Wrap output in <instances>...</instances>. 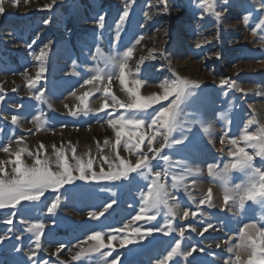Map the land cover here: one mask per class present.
I'll return each mask as SVG.
<instances>
[{
  "label": "rangeland",
  "instance_id": "rangeland-1",
  "mask_svg": "<svg viewBox=\"0 0 264 264\" xmlns=\"http://www.w3.org/2000/svg\"><path fill=\"white\" fill-rule=\"evenodd\" d=\"M130 2L129 18L121 25L122 0H56L52 9L43 7L51 0H17L16 4L4 0L6 11L0 14V95L4 96L0 101V167L3 168L0 177L12 175V169L17 166L14 163L17 152L20 153L21 168L33 166L39 157L41 161H47L48 168L55 173L62 171V161L58 159V153H62V159L67 160L74 175L79 174L75 170L78 160L86 163L91 159L92 170L96 172L101 167L105 172L109 171V160L113 161L112 171L120 170L116 168L119 160L135 164L138 158L135 151L124 147V137L119 145L116 144L115 129L107 121L117 119V113L144 119L141 128L128 127L125 131L144 133L141 148L147 151V135L152 132L148 128V112L161 105L167 106L174 96L152 105L145 113H128L118 105L113 112L111 107L103 109L102 106L106 102L112 105V96L119 102H130L133 97L126 88L135 87V79L142 81V96L163 95L164 89L160 85L177 77L199 81L186 88L170 142L163 150L164 155L173 161H183L192 170L173 168L166 178L161 177L169 196L174 198L169 203L178 206V215L172 219L175 231L167 235L154 232L156 240L149 248L119 245V239L125 235L132 240L138 239V234L133 231L136 227L143 232L149 225L160 227L165 224L168 208L163 204L158 215L152 210L133 221L132 218L139 214L141 193L148 191L154 178L151 173L138 170L127 180L91 182L94 185L82 186L71 193L59 189L61 200L54 215L47 212L58 194L52 190L45 193L41 198L43 203L37 202L30 213L17 211L13 217L15 210L0 209V235L9 228L19 235L28 223L43 222L45 229L38 255L49 264H101L104 258L100 252H89L73 259L82 248L95 243L87 239L94 231H111L116 236L111 248L101 249V252L109 253L106 257L109 262L123 253L116 264H158L175 246L176 240H180L182 251L204 248L208 254L200 253L201 264H213L212 261L215 264H247L251 250L236 248L241 244L239 232L251 217H256L258 228H264V199L245 201L243 206L236 199L230 214L219 206L223 204L225 187H245L255 169L264 170V156H256L247 168L229 170L226 184L222 175H211L207 166L215 163L222 168L231 159L228 155V150L233 148L230 140L241 136L246 124L247 131L252 133H257L264 124V30L252 31L264 18V0H229L228 11L220 22L211 12L201 17V9L197 6L199 0H166L167 11L164 10L165 0ZM219 3L217 0V10L224 7ZM145 12L151 14V19L146 20ZM246 14H250L247 25L243 22ZM101 15L105 17L103 27L97 23ZM201 40L207 42L197 48ZM48 42L51 47L45 58L46 71L32 86L29 79L35 81L40 68L35 55ZM129 47L133 51L127 60L125 86L119 81L118 64ZM97 49L102 55H96ZM217 52L219 57L215 55ZM137 65L141 69L139 73ZM97 71L101 79L85 83L97 75ZM222 79L235 81L244 91L221 86ZM105 87L109 89L108 93L103 91ZM38 89H43L44 100L35 99ZM86 93L82 103L80 98ZM70 111H77L78 115L72 116ZM13 115L19 117L16 124L12 123ZM253 119L255 122L248 124ZM228 121H231L230 125H227ZM205 128H208L207 132ZM222 137L223 144L220 142ZM174 140L183 142L176 144L172 142ZM156 146L154 141L153 147ZM239 146H244V142L241 141ZM246 151L254 153L256 149L247 147ZM151 167L153 172H163L164 163L154 160ZM172 174L185 177L179 187H173ZM209 189L213 206L201 205L200 200L207 196ZM113 199L116 203L98 220L88 216L90 211L102 212L103 205ZM184 211L189 215L181 218ZM147 215H156V219L149 221ZM9 218L12 224L4 222ZM53 219L55 224L51 222ZM125 224L129 227L124 228ZM209 224L213 227L208 228ZM180 229H184L183 238ZM165 232H168L167 228ZM101 238L107 245V235L102 234ZM147 239L140 243H146ZM12 243L10 236L5 249ZM60 244L64 247L58 252ZM16 246L27 252L30 247H35L34 237L25 232L22 243ZM229 248L234 250L230 252ZM129 249L133 251L129 252ZM10 259L7 250L0 251V264H7ZM164 264L186 262L176 255Z\"/></svg>",
  "mask_w": 264,
  "mask_h": 264
},
{
  "label": "snow or ice",
  "instance_id": "snow-or-ice-1",
  "mask_svg": "<svg viewBox=\"0 0 264 264\" xmlns=\"http://www.w3.org/2000/svg\"><path fill=\"white\" fill-rule=\"evenodd\" d=\"M160 2V0H158ZM13 4L17 3V0H12ZM56 0H51V3H46L43 5L45 9H52L55 5ZM123 10L122 14L119 15V22L121 25L125 24V22L129 18V13L132 8V3L130 0H122ZM229 0H220L219 5H224V7H219L220 10H217V0H199L197 6L201 9V17L206 12H211L215 19L220 22L223 20L225 13H227L228 9L226 5H228ZM164 10H168V6L166 0L164 2ZM6 9L4 7V0H0V14L5 13ZM144 16L146 20L151 19V14L149 12H145ZM105 17L101 15L98 18V26L103 27V20ZM250 14H246L243 16V22L247 25L249 23ZM49 21H45L48 23ZM257 29L264 30V18H261L260 23L256 25L252 31L255 33ZM116 40H119V34H117ZM139 41H137L138 43ZM206 40H201L197 43L196 47L199 48L202 43H206ZM51 47V42H48L43 45V47L39 50L35 55V61H38L40 64L39 72L36 74V80L33 81L29 79V84L34 86L37 81L41 78L42 74L46 71L45 69V58L46 54L49 52ZM133 48L129 47L126 52L123 53V58L120 60L118 64L119 68V81L121 85L127 84L126 80V69H127V60L132 55ZM96 55H102L100 50H96ZM161 55H163V51H161ZM217 57L220 56V53H215ZM140 66H136V71L140 72ZM97 75L93 76L91 80H86L85 83H92L93 81H99L101 76L99 75V71H97ZM111 79V77H109ZM199 81L189 80L187 78L177 77L172 81H165L160 85L161 88L164 89L163 95H140V85L142 81L140 79H135L133 83L135 87L126 88L127 92L131 94L133 97L130 102L123 103L117 101L115 96H112L111 99L113 101L112 105H109L107 102L102 106L103 109H108L111 107L113 112L117 105L119 108L124 109L125 112L128 113H145L147 109L151 108L152 105L157 104L161 100H168L169 96H174L173 99L165 105H161L159 109L152 108L149 114L150 123L148 124V128L152 129V132L147 135L146 148L147 151L142 150L141 145L145 141L144 133H137L136 131H125L126 128L131 127L133 129L141 128L145 120L138 117L126 116L124 114H118L117 119H109L107 123L115 129V141L116 144L119 145L121 143V138L124 137V147L129 150H134L136 156L138 157L135 161V164L128 163L124 160H119L117 156L116 159L119 160V163L116 164V168L120 169L118 171H112L113 161H107L109 166V171L105 172L103 167L99 172L93 171V161L89 159L86 163L79 162L75 168L78 171V175L73 174V168L69 166L67 160L62 159L63 154L58 153V159H61L60 167L62 171L55 173L51 171L47 166V161H41L39 157L35 159V163L31 167L21 168L20 165V153H16L15 164L17 165L12 169V175L8 178L0 177V209H13L12 216L14 217L17 211H23L25 213L32 212L33 208L36 206L37 202L43 203L41 198L45 195L46 192L52 190L53 192H57L58 190L63 188L65 193H71L77 188L82 186L94 185L91 182H99V181H118V180H127L131 173L139 170L141 173H151L154 177L152 179L151 184L148 185V191L146 193H141V205L139 209V214L134 216L133 221H138L142 218L143 215L148 212L155 210L156 215L159 214L160 205H165L168 208L167 213L165 214V224L160 227H156L155 225H149L145 231H141L140 227H136L133 229L135 233L138 234V239L132 240L129 239L127 235L123 238L119 239V245L124 247L128 244H133L135 249H145L149 248L153 245L156 240V237L153 236L154 232H162L167 235L170 232L175 231L172 226V219H174L178 215V206L175 204H170L169 200L174 199L169 196L167 188L164 183H161V177H167L172 173L173 168H182L191 172L192 170L188 168V166L181 160H175L169 156L164 155V149L168 146L170 142V137L172 135L173 129L176 124L177 118V110L185 98V90L190 84L198 83ZM220 85H227L229 89L236 88L237 91L243 92L244 89L236 86L235 81L229 80H221ZM105 93L109 92V89L105 87L103 89ZM87 93L85 96H82L81 102L83 103ZM35 99L44 100L45 97L43 95V89H38L35 94ZM4 100V96L0 95V101ZM13 107H20L19 105H14ZM51 107V104H49ZM87 115V112L84 113ZM70 115L77 116V111H70ZM111 115V113H110ZM12 123L16 124L19 120V117L13 115L11 117ZM255 122V120H249L248 124ZM231 121L227 122V125H230ZM227 125L225 126L227 128ZM248 125H245V130L241 134V136L237 138H233L230 140V144L233 148L228 150V155L231 159L228 162L223 164V167L220 168L218 164L211 163L208 164L207 170L213 175H222V178L227 183V173L232 169H244L251 165L252 161L256 156H264V124H261L260 129L257 133H252L247 131ZM205 131H208V128H205ZM227 135V132H225ZM156 141L158 146L153 147V142ZM241 141L244 142V146H239ZM176 144H180L182 140H174L172 141ZM221 144H223L224 138H221ZM247 147H252L256 149L253 153H249L246 151ZM5 151L8 149L5 148ZM73 151H75L73 149ZM151 153V155H149ZM154 160H161L164 163L163 172L157 170L153 172V168L151 167V163ZM0 172H3V168L0 167ZM149 178V176H148ZM172 179L174 181L173 187H179L180 184L185 179L184 176H177L176 174H172ZM85 182L84 184H80L78 182ZM68 185L69 187L65 188L64 186ZM211 189H209L207 196L204 199L200 200V204H209V206H213L211 202ZM236 199L239 200V204L241 206L244 205L245 201H256L258 199H264V170L255 169L252 175V179L245 187L237 186L236 188H227L225 187V194L223 197V204L220 206L222 211H232L233 206L236 203ZM61 200V194H57L55 200L52 202L50 206L47 207V212L49 214H55V211L58 207L59 201ZM24 202V203H21ZM116 200L113 199L111 203L103 205L102 212L90 211L88 216L92 219L98 220L104 212H108L109 208L112 204H115ZM20 206L17 208V206ZM156 215H147V220H155ZM189 215L188 211L183 212V217H187ZM203 215V213H202ZM7 224H12V219L4 221ZM53 224L56 221L53 219L51 221ZM129 224H125L124 228H128ZM208 228H212L213 226L209 224ZM165 228H167L168 232H165ZM45 229V224L41 221H36L32 223H28L26 228L17 235L12 228H9L7 232L3 235H0V251L7 250L9 255L11 256L10 261L7 264H49V261L42 260L38 255V252L41 250V234ZM248 229L253 230L252 232L247 231ZM192 231H196L195 228H192ZM26 233H31L34 237L35 247H30L27 252L24 251L22 247H17V244L22 243V237ZM102 234L107 235L108 244H105V241L101 238ZM179 234L181 238L184 237V229L179 230ZM202 235V233H200ZM12 238L14 243L11 244L9 249H5V242L9 241V238ZM239 236L241 238V244L237 245L236 248H249L251 250L250 257L248 259L247 264H264V228H258L255 223L246 224L244 228H242L239 232ZM147 239L146 243H140V241ZM88 240L94 241L95 243L88 248H82L79 253L73 259H79V257L83 254L89 252H100L101 257L104 258L101 261V264H116V261L120 259L123 253H119L116 255L114 259L110 262L106 259L109 255L108 252H101L103 248H111L112 241L116 239V236L112 234L111 231L107 233H102L101 231H94L92 234L87 237ZM64 245L60 244L57 248L59 252ZM217 248L220 247L219 244L216 245ZM211 248V245H209ZM233 248H229V251H233ZM129 252H132L133 249H129ZM193 252L196 255H193ZM200 253H206V250L202 247H193L189 251L181 250L180 240L175 241V246L171 247V250L167 252V255L163 260L158 261V264H164L166 260L171 259L173 256L180 255L184 258L186 264H201V261L198 259ZM259 254V258H258ZM191 257V259H189ZM239 260V252H237V261ZM215 264V261H212ZM59 264H63V262H59Z\"/></svg>",
  "mask_w": 264,
  "mask_h": 264
},
{
  "label": "crops",
  "instance_id": "crops-1",
  "mask_svg": "<svg viewBox=\"0 0 264 264\" xmlns=\"http://www.w3.org/2000/svg\"><path fill=\"white\" fill-rule=\"evenodd\" d=\"M246 224H253V223H256V217H251V218H248Z\"/></svg>",
  "mask_w": 264,
  "mask_h": 264
},
{
  "label": "trees",
  "instance_id": "trees-1",
  "mask_svg": "<svg viewBox=\"0 0 264 264\" xmlns=\"http://www.w3.org/2000/svg\"><path fill=\"white\" fill-rule=\"evenodd\" d=\"M73 35H74V37H75V36L77 35V32H76L75 34H73ZM102 38H104V35H102ZM102 38H101V39H102Z\"/></svg>",
  "mask_w": 264,
  "mask_h": 264
},
{
  "label": "bare ground",
  "instance_id": "bare-ground-1",
  "mask_svg": "<svg viewBox=\"0 0 264 264\" xmlns=\"http://www.w3.org/2000/svg\"><path fill=\"white\" fill-rule=\"evenodd\" d=\"M219 205H220V203H219ZM220 207V206H219ZM238 209V208H237ZM229 214H230V212H229Z\"/></svg>",
  "mask_w": 264,
  "mask_h": 264
}]
</instances>
